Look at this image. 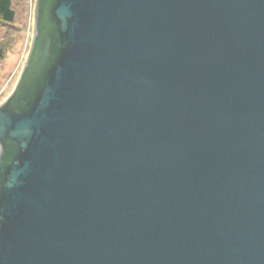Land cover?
I'll use <instances>...</instances> for the list:
<instances>
[{
    "label": "water",
    "instance_id": "95a60500",
    "mask_svg": "<svg viewBox=\"0 0 264 264\" xmlns=\"http://www.w3.org/2000/svg\"><path fill=\"white\" fill-rule=\"evenodd\" d=\"M0 264H264V0H37Z\"/></svg>",
    "mask_w": 264,
    "mask_h": 264
},
{
    "label": "rangeland",
    "instance_id": "374dc122",
    "mask_svg": "<svg viewBox=\"0 0 264 264\" xmlns=\"http://www.w3.org/2000/svg\"><path fill=\"white\" fill-rule=\"evenodd\" d=\"M36 1L12 0L16 18L0 25V106L14 91L30 52Z\"/></svg>",
    "mask_w": 264,
    "mask_h": 264
},
{
    "label": "trees",
    "instance_id": "16d2710c",
    "mask_svg": "<svg viewBox=\"0 0 264 264\" xmlns=\"http://www.w3.org/2000/svg\"><path fill=\"white\" fill-rule=\"evenodd\" d=\"M15 18L16 12L12 0H0V25L12 23ZM0 58H2V50H0Z\"/></svg>",
    "mask_w": 264,
    "mask_h": 264
}]
</instances>
